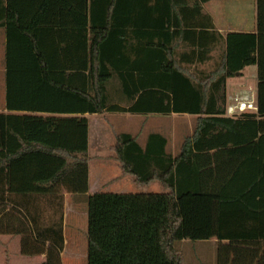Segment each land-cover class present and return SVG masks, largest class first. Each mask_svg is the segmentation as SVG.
Wrapping results in <instances>:
<instances>
[{"label": "trees", "instance_id": "trees-1", "mask_svg": "<svg viewBox=\"0 0 264 264\" xmlns=\"http://www.w3.org/2000/svg\"><path fill=\"white\" fill-rule=\"evenodd\" d=\"M211 1L0 0V236L21 237L23 256L63 264L69 194L87 206L88 264H186L184 241H215L217 264H264V0L255 33L226 35ZM252 66L258 111L229 117L228 82ZM104 114L196 124L176 155L162 133L114 131L140 192L91 194L88 116Z\"/></svg>", "mask_w": 264, "mask_h": 264}, {"label": "rangeland", "instance_id": "rangeland-1", "mask_svg": "<svg viewBox=\"0 0 264 264\" xmlns=\"http://www.w3.org/2000/svg\"><path fill=\"white\" fill-rule=\"evenodd\" d=\"M234 1L222 0L221 3H214L213 6L217 9V22L223 24L226 28L236 24L235 29L242 27L245 23L252 25L254 20H257V5H255L254 0H247L246 3L239 0L238 6L232 4ZM250 1L254 4L255 9L251 7L250 10L245 11L251 3ZM195 124V117L176 115L140 117L131 114H105L98 119L90 120L89 166L91 193L136 194L140 192L132 178L122 175L120 165L114 158V153L111 150L115 143L114 131L137 135L141 144H144L150 133H162L169 139V152L176 155L184 138L192 135ZM147 192L163 193L164 191L161 185L156 183L151 185ZM68 205L70 207L68 210L69 228L72 227L77 231V233H74L71 228L67 232L68 247L70 248L68 251L71 254L73 252L77 254L80 264H88V240L87 234L85 235L84 221L87 206L85 207L84 204L73 206L70 201ZM73 242L77 249L71 247ZM176 247L184 255L186 264H217V245L212 241L178 242ZM16 249V245H12L11 256L14 252L12 258L14 257L15 260L19 257ZM67 254V252L62 253V257L67 256ZM83 255L85 258H83ZM3 256L7 258L6 255ZM0 261L3 262L2 254H0Z\"/></svg>", "mask_w": 264, "mask_h": 264}, {"label": "crops", "instance_id": "crops-1", "mask_svg": "<svg viewBox=\"0 0 264 264\" xmlns=\"http://www.w3.org/2000/svg\"><path fill=\"white\" fill-rule=\"evenodd\" d=\"M221 1L222 0H213L204 6L205 13L209 14L213 18L217 31L225 35L228 33H232V32H237V33H255L256 32L257 20L256 19L254 20V17H255L254 13H253L254 22L252 25L245 23L242 25V27L235 29L234 26H236V24L231 25L230 27H227V28L224 27L223 24H219V22H217V19H216L217 9L213 5L214 3H221ZM238 1L239 0H235L234 2H232V4L238 6ZM240 1L245 2L247 0H240ZM254 2H255V5H257V0H254ZM251 7L255 9L254 4L252 2L247 6V8L245 7L246 8L245 11L250 10ZM247 26L249 27L247 28ZM7 42H8V37L6 35V32L4 29L0 28V114L7 113L6 111V48H7ZM216 55H217L216 53H213V56H216ZM213 65H214V62H211L208 64L207 67L206 66H202L201 68L199 67V71L200 70L209 71L211 69V66ZM258 84H259V78H258L257 66H252V67L245 69L241 76L235 79H232L228 82V116L229 117L237 116L242 113L236 110L235 114L233 115V113L230 111V108L236 105L235 103L236 99H239L242 102L253 101V100L257 102ZM104 115H93V116H88V117H89V120H92L94 118L98 119L100 116H104ZM186 117H188V115ZM144 144H141V145H144ZM90 193H91V185H90ZM69 201L73 203V206L79 205L74 202V199L72 196H70L69 194H65V219H64L65 249H64V252H67L68 254L67 256L62 257V262L63 264H80V262L78 261L79 259H77L78 257L76 256L77 254L75 252L71 254L68 251L70 248L68 247L69 239H68L67 232H69V230L72 228V227L69 228V225H68V213H69L68 210L70 209L68 205ZM5 202H8V199H5ZM86 210H87V207H86ZM84 221H85V235H86L87 234L86 233L87 223H88L87 211L85 213ZM72 229H73L72 232L77 233V231L74 228ZM212 242L215 243V241H212ZM12 245H16L17 256L19 255V257L16 260L14 257L12 258V256H14V252H12V256H11ZM71 247H73V249H77L75 247L74 242H73V245L71 244ZM18 249L20 250L18 251ZM0 254H2V259H3V262L0 261V264H7V260H9V264H43L46 261L45 256H37V257L23 256L21 254V237L13 238L9 236H0ZM3 255H6L7 258H5ZM83 258H85L84 255H83Z\"/></svg>", "mask_w": 264, "mask_h": 264}, {"label": "built area", "instance_id": "built-area-1", "mask_svg": "<svg viewBox=\"0 0 264 264\" xmlns=\"http://www.w3.org/2000/svg\"><path fill=\"white\" fill-rule=\"evenodd\" d=\"M235 103L236 105L230 108V111L233 113V115L235 114L236 110H238V112H244V111L257 112L258 111L257 102L255 100L242 102L241 100L236 99Z\"/></svg>", "mask_w": 264, "mask_h": 264}]
</instances>
